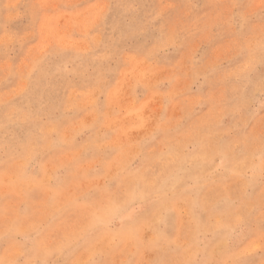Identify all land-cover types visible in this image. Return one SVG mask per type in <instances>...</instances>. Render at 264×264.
<instances>
[{
    "label": "rangeland",
    "instance_id": "1",
    "mask_svg": "<svg viewBox=\"0 0 264 264\" xmlns=\"http://www.w3.org/2000/svg\"><path fill=\"white\" fill-rule=\"evenodd\" d=\"M0 264H264V0H0Z\"/></svg>",
    "mask_w": 264,
    "mask_h": 264
},
{
    "label": "clouds",
    "instance_id": "2",
    "mask_svg": "<svg viewBox=\"0 0 264 264\" xmlns=\"http://www.w3.org/2000/svg\"><path fill=\"white\" fill-rule=\"evenodd\" d=\"M121 211V206L118 204H111L106 210L103 216L97 217L100 222H109L111 219L116 218Z\"/></svg>",
    "mask_w": 264,
    "mask_h": 264
},
{
    "label": "bare ground",
    "instance_id": "3",
    "mask_svg": "<svg viewBox=\"0 0 264 264\" xmlns=\"http://www.w3.org/2000/svg\"><path fill=\"white\" fill-rule=\"evenodd\" d=\"M41 53V52H40Z\"/></svg>",
    "mask_w": 264,
    "mask_h": 264
}]
</instances>
